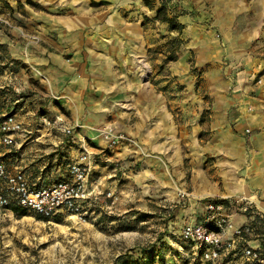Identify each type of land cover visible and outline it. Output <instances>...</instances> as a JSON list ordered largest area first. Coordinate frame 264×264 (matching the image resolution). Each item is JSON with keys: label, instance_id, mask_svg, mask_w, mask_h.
I'll list each match as a JSON object with an SVG mask.
<instances>
[{"label": "crops", "instance_id": "1", "mask_svg": "<svg viewBox=\"0 0 264 264\" xmlns=\"http://www.w3.org/2000/svg\"><path fill=\"white\" fill-rule=\"evenodd\" d=\"M92 1L104 5L69 2L78 24L73 16L55 23L60 25L52 26L51 33L42 28L38 45L21 52L39 74L43 96L55 99L67 119L31 118L28 106L19 103V90L29 84L14 88L13 103L20 104L15 116L23 132L14 135L16 147L4 158L8 166L24 171L32 182H53L65 171L64 162L78 161L80 151L87 150L90 202L98 199L123 213L172 202L178 223L185 225L202 221L210 201H239L249 212L234 211L232 221L251 225L247 243L264 251V0H253V6L247 0H170L173 8L199 13L180 15L175 9L171 14L185 27L172 34L185 41L186 49L171 62L173 73H189L191 53L196 65L205 67L207 99L189 107L169 103L166 92L151 83L153 62L145 56L150 41L140 37L144 27L120 13L134 3L153 15L162 0H148L156 5L153 9L147 0ZM209 17L216 19L213 24ZM116 32L124 38H107ZM7 42L0 32V44ZM4 100L0 91V104ZM101 127L133 139L141 151L121 144L106 152L107 143L96 131Z\"/></svg>", "mask_w": 264, "mask_h": 264}, {"label": "rangeland", "instance_id": "2", "mask_svg": "<svg viewBox=\"0 0 264 264\" xmlns=\"http://www.w3.org/2000/svg\"><path fill=\"white\" fill-rule=\"evenodd\" d=\"M71 1L73 0H47L39 3L36 0H0V32L8 40L6 44H0V91L5 96V100L0 104L1 108L10 105L7 111L12 109L11 113L19 114V109L15 107L20 104L13 103L14 95L18 94L14 88L19 89L29 84L28 88L19 90L22 95L19 103L22 101L24 106H28L32 112L31 118L62 122L63 115V118L67 119V113L55 99L43 96L46 91L39 87L36 80L39 74L24 62V54L21 52L38 45V33L44 31L42 28L49 27L48 32L51 33L52 26L60 25L55 23L69 21V18L73 20V16L77 23L78 16L71 14ZM90 1L93 7L104 5L103 2L97 4ZM150 2L147 6L155 8L154 2ZM247 2L253 6V0ZM175 9L169 4V17H172ZM176 10L180 15L199 14L183 8ZM120 13L123 19L144 27L140 37L150 41V47L145 49V56L153 62L151 83L166 92L167 101L180 103L182 107L203 104L207 99L203 97L205 67L196 65L194 53H191L188 61L190 70L187 75L174 74L170 66L171 62L176 61L179 55L185 52V41L180 36L173 35L174 32H171L167 25L156 21L157 11L156 14L145 15L142 8L133 3L128 8H121ZM230 19L229 15L225 17L227 24ZM215 20L209 17L210 24ZM241 21L239 17L238 22ZM30 25L34 29H30ZM92 32L91 29L88 33ZM217 36L222 37L219 33ZM107 38L124 36L116 32L110 33ZM13 39L16 43L12 46L10 41ZM15 52L19 57L14 55ZM33 73L38 75L35 77ZM34 95L37 97L26 102ZM186 110L187 108H181V113L188 114ZM21 111L25 114L24 110ZM53 131L60 130L54 128ZM96 131L107 143L106 152L121 144L132 145L141 151V145L122 133L117 134L106 127ZM106 134L112 136L106 139ZM67 135L72 136L71 133ZM69 146L79 150L76 144ZM82 152L83 150L80 155ZM163 204L164 207L156 202L152 208L134 207V210L123 213L119 205L117 209L116 206L108 208L110 205L96 199L87 203V214L78 217L77 224H74L70 220L71 216L67 214L42 220L32 214L17 217L11 211L0 209V264H208L194 255L191 243L182 239L184 225L178 223L175 205L172 202ZM233 264L251 263L239 258Z\"/></svg>", "mask_w": 264, "mask_h": 264}, {"label": "built area", "instance_id": "3", "mask_svg": "<svg viewBox=\"0 0 264 264\" xmlns=\"http://www.w3.org/2000/svg\"><path fill=\"white\" fill-rule=\"evenodd\" d=\"M22 132L23 125L15 114L0 110V209L17 208L45 219L63 214L85 216L86 205L92 197L87 189L91 173L88 151L83 150L78 161L67 164L58 180L32 182L24 171L9 167L4 159L16 147L14 135ZM65 133L71 131L66 129ZM236 210L249 212L248 206L239 201L229 204L210 201L202 221L183 226L181 237L191 243L196 257L208 264H233L235 256L251 264H264V251L247 243L252 226L233 223Z\"/></svg>", "mask_w": 264, "mask_h": 264}, {"label": "trees", "instance_id": "4", "mask_svg": "<svg viewBox=\"0 0 264 264\" xmlns=\"http://www.w3.org/2000/svg\"><path fill=\"white\" fill-rule=\"evenodd\" d=\"M146 2L149 3V4L151 3L148 0ZM169 4H170V0H162L160 7L157 9L156 21H159L160 23L167 25L168 29L171 32H179L180 33V32H182L184 30L185 27H184V25H182L178 21V17L177 16H173V17H169L168 16ZM11 212L13 214H15L17 217H23V216H26L27 214H29L25 210H21V209H17V208L11 209ZM35 217L38 218V219L47 220V219L42 218L40 216H35Z\"/></svg>", "mask_w": 264, "mask_h": 264}, {"label": "bare ground", "instance_id": "5", "mask_svg": "<svg viewBox=\"0 0 264 264\" xmlns=\"http://www.w3.org/2000/svg\"><path fill=\"white\" fill-rule=\"evenodd\" d=\"M107 137V134L105 135ZM78 217L76 216H71L70 220L74 223V224H77L78 223V220H77Z\"/></svg>", "mask_w": 264, "mask_h": 264}]
</instances>
